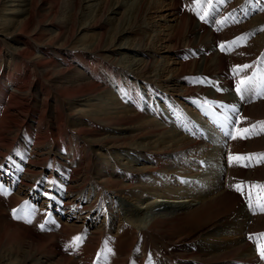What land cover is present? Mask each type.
Returning <instances> with one entry per match:
<instances>
[{"label":"rangeland","instance_id":"rangeland-1","mask_svg":"<svg viewBox=\"0 0 264 264\" xmlns=\"http://www.w3.org/2000/svg\"><path fill=\"white\" fill-rule=\"evenodd\" d=\"M35 2L13 3L15 15L0 0V87L20 102L0 94V264H264V0ZM10 33L35 56L16 57L19 80L35 81L21 93L4 80L26 47ZM229 187L238 195L224 199ZM159 196L202 208L126 221L131 203ZM21 226L54 235L62 256L17 240Z\"/></svg>","mask_w":264,"mask_h":264},{"label":"bare ground","instance_id":"bare-ground-1","mask_svg":"<svg viewBox=\"0 0 264 264\" xmlns=\"http://www.w3.org/2000/svg\"><path fill=\"white\" fill-rule=\"evenodd\" d=\"M6 1V0H5ZM21 2L20 4H22V7H23V9H25V10H23L22 12H24V11H26L27 10V8H28V6L29 5H33V8L36 6V2H35V0H7V8H10V9H8V14L9 13H11V12H13V13H11V14H15V15H17L16 13H18L17 11H13L12 10V7H14L12 4L13 3H15V2ZM178 4V3H177ZM188 5V4H187ZM16 12V13H15ZM192 14H190L189 16H188V18H190V22L187 24V23H183V27H182V30H184V32H188L189 30H190V28L192 27V25L193 24H191L192 23V20L194 19V17H192L191 16ZM185 16V15H184ZM32 17V16H31ZM181 17V16H180ZM179 17V18H180ZM183 17V16H182ZM181 17V18H182ZM186 17V16H185ZM183 21H185V20H187L186 18H184L183 17V19H182ZM195 20V19H194ZM8 21H9V26L13 23V18H12V16H10L9 18H8ZM2 22H4V21H2ZM1 22V23H2ZM181 22V21H180ZM194 27V26H193ZM25 28L26 27H24L23 29H21L20 31H18L17 33L18 34H23L24 33V30H25ZM205 28H206V25L204 24V23H201V24H199L198 25V30H199V32H202V31H204L205 30ZM196 29V28H195ZM194 30V29H193ZM197 30V29H196ZM214 32L215 33H213V36H212V38H213V40L214 41H217V39H218V36H217V31H216V28H214ZM195 33V32H194ZM197 35H198V33H197ZM10 36H12V37H9V38H12L13 40H15L16 42H23L22 44L24 45L25 44V48H14V50H12L13 51V53H12V55H11V68L10 69H8V72H5L6 73V76H7V79H6V77L4 78V80H7V83L9 84V85H13L12 87L13 88H15V90H16V92H18V93H21L23 90H24V92H25V89H23L24 87H26V86H24V85H28L29 84V88H32L33 87V85H34V83H35V81H34V79L32 80L31 79V73H29L28 72V75H26L25 77H22V80H19L21 77L20 76H16V75H18V74H20V73H22L23 74V72H22V70H20L19 69V66H20V68H21V64H23L24 62H21V63H17L18 62V60H17V58H19V57H21L20 59H28V58H30V57H32V56H34V53H33V49H32V47H31V45H29V44H27V43H25V41H24V39L23 38H20L21 36H19L18 38H16V37H13L14 35H11V33H10ZM1 48V47H0ZM3 53V52H2ZM77 55H79L78 57L79 58H81V54H80V52H77L76 53ZM0 57H2L1 56V54H0ZM17 57V58H16ZM35 57V56H34ZM34 60H35V62H36V64H38V62L36 61V58H33ZM38 60V59H37ZM38 61H41V60H38ZM85 63H86V61H85ZM0 67H1V59H0ZM85 67L87 68V69H90L91 67L89 66V65H85ZM27 68H28V66L27 65H25L24 66V68H23V70H27ZM14 70H16L15 71V75H12V73H14ZM0 73H1V76H4L3 75V72H1L0 71ZM8 73V74H7ZM97 77V76H96ZM3 78V77H2ZM80 79H81V76H80ZM7 86V85H6ZM98 88H100V86H99V82H97V81H95V82H90V83H88L87 82V84L86 85H83V86H81L80 88H78L77 90H79V89H81V91H78V93L79 92H82V93H87V92H94L95 90H97ZM23 89V90H22ZM26 90H28V88L26 89ZM6 93H7V90H6V88L4 89V87H0V94H1V96H3L4 97V99H6V103H7V106L8 107H10V108H12V106H13V104H15L14 105V107L15 106H17L16 105V102H18V100L17 101H15V95H12L11 93H10V95L8 94V95H6ZM13 93V92H12ZM18 96V95H17ZM20 99V98H19ZM18 103H20V102H18ZM22 103V102H21ZM20 105V104H19ZM21 105H23V104H21ZM244 107V106H243ZM4 109V108H3ZM3 109H1V110H3ZM247 110H248V108H247ZM4 111L6 112V114H7V110H5L4 109ZM241 111V110H240ZM247 112V111H246ZM117 114H119V113H117L116 112V109H112V111H110V112H108V113H106V115H105V119L108 117V118H111V119H114L115 117L114 116H116ZM9 115V114H8ZM256 115V114H255ZM263 117V116H262ZM10 119V118H9ZM110 119V120H111ZM4 120V119H3ZM2 120V121H3ZM229 121H230V123L232 124V122H234V120H231V119H228ZM1 121V122H2ZM8 122V121H7ZM241 122V121H240ZM3 123V122H2ZM4 123H5V120H4ZM10 123L11 124H14V125H16V126H18L17 124H16V122H15V120H11V122H9L8 124L7 123H5L4 125V127H6V126H10ZM1 125V124H0ZM150 124H148V126H149ZM155 125V124H154ZM241 125V124H240ZM61 127V126H60ZM59 127V128H60ZM1 128V127H0ZM241 128V127H240ZM59 130V129H58ZM152 130V129H151ZM1 131V130H0ZM155 131H153V133H154ZM174 135V134H173ZM157 136V135H156ZM160 136V135H159ZM161 137H162V133H161ZM160 137V138H161ZM167 138V137H166ZM171 138V137H170ZM2 139H4L3 137H1V140ZM165 139V138H164ZM184 142V141H183ZM159 143H160V141H159ZM162 143V142H161ZM193 143V142H192ZM194 144V143H193ZM4 145V144H3ZM193 146L191 143L189 144V143H185V145L183 144L182 146ZM238 146H242V144H240V141H238ZM249 146V145H248ZM191 147H189V148H191ZM162 149V148H161ZM235 152H236V149L234 150ZM158 152H161L160 151V149H159V151ZM157 152V153H158ZM165 152V151H164ZM163 152V153H164ZM162 153V154H163ZM32 164V163H31ZM32 171H30L29 172V174H32L31 173ZM241 172V171H240ZM75 173V172H74ZM237 173H239V172H236V171H233V169H232V172H231V174H230V177H236V176H238L237 175ZM26 185V184H25ZM232 188V187H231ZM230 187L227 189V191H224L223 193H225V194H223V198L225 199V198H227L228 196H231V195H233L232 196V198H235L236 197V195H238L237 193H235L234 194V192L235 191H233L232 189H231ZM236 192H238L237 190H236ZM239 193V192H238ZM168 197V196H167ZM166 197V198H167ZM159 199H153V200H151L150 202L151 203H148V204H141V203H138V204H136V205H134L133 203H131L130 205H129V207H127L126 208V214L127 213H129V215L128 216H126V217H128V219L126 220V221H128L129 223L130 222H133V220L135 219V216L136 215H140V214H142V213H144V214H146L147 216H148V218H150V219H152V220H154V221H162V220H173V219H176V218H179V217H182L185 213H191V211L193 210V209H195L196 211L195 212H197V211H199V210H201V205H199L197 202H196V200L194 199V197L192 198V197H188L187 199H183L182 198V196L180 197V198H178V199H176V200H168V199H162V198H164V197H161V196H159L158 197ZM20 198L19 197H13L12 199H11V201H10V204H12L13 206L18 202V200H19ZM175 199V198H174ZM181 199H183V200H181ZM166 202H171L170 203V206L169 205H165V203ZM181 203H184L186 206H185V208H183V207H180L179 205L181 204ZM216 206L218 205V204H216V203H214ZM142 205H144L143 207H142ZM156 205H157V207H156ZM164 205V209H162V208H160V207H162ZM79 206V205H78ZM183 209H185V210H187L185 213H184V210ZM38 218V217H37ZM31 220V219H30ZM40 224V223H39ZM127 225V224H126ZM36 226V225H35ZM68 229H69V227H67ZM136 230V229H135ZM16 232H17V240H21V239H24V240H26V239H30L32 242H33V245L31 246V248H37L38 246H43V244H48L49 245V250L52 252V253H54L55 254V252L57 253L56 255H60V256H62V254L60 253V251H59V249H56L57 247H53V240H54V235H46V234H39V233H37L36 231H34V229L33 228H28V227H26V226H21V228L20 229H18V228H16V230H15ZM66 231H67V229H66ZM6 234L4 235V239H6V238H8V231H6L5 232ZM63 233V232H62ZM64 234V233H63ZM26 235H28L29 237H26ZM58 238V237H57ZM61 238V237H60ZM59 241V240H58ZM57 241V242H58ZM94 247V246H93ZM48 249V248H47ZM48 253V252H47ZM89 253V252H88ZM90 255V254H89ZM91 256H92V253H91ZM31 259H32V257H31ZM90 259V258H89ZM72 259H70V258H68L67 256L65 257V256H63L59 261H58V263L57 264H68L70 261H71ZM33 261V260H32ZM250 261V260H249ZM249 261H246V262H249ZM245 262V261H244ZM245 262V263H246Z\"/></svg>","mask_w":264,"mask_h":264},{"label":"snow or ice","instance_id":"snow-or-ice-1","mask_svg":"<svg viewBox=\"0 0 264 264\" xmlns=\"http://www.w3.org/2000/svg\"><path fill=\"white\" fill-rule=\"evenodd\" d=\"M201 18L203 19L204 17H201ZM233 43H235V42H233ZM221 48L223 49L224 46L221 45ZM250 67H251V65L245 64L243 66H238V68L236 70H234V71H237V72L238 71H243V70L248 69ZM254 79H255V77L249 76V77H247L246 80H240L238 86L236 87V91L238 93H242V86L245 85V84L251 85ZM259 94L260 93H257V95H259ZM233 110L236 111V112L239 111L238 109H233ZM260 125H261V128L264 129V122H260ZM252 128L255 129L256 128V125L255 124L252 125ZM243 131L245 133H248L249 132V129L245 128ZM232 138L235 139V136H233ZM242 138H246V137H242ZM248 158L250 159L251 157H248ZM235 159H243V158L242 157H236ZM234 187L236 188L237 191L243 192L242 185H235ZM256 187H260L261 189H264V185H259V186H256ZM257 199L259 201L260 200V197H258ZM257 206L261 209V211H264V204L258 203ZM41 227L43 228V225H41ZM260 235H261V237H264V234H260ZM249 238L251 239V237H249ZM77 239H79V238H77ZM260 255L262 257H264V246H261V248H260Z\"/></svg>","mask_w":264,"mask_h":264}]
</instances>
